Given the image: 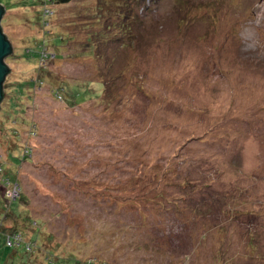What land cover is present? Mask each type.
I'll return each mask as SVG.
<instances>
[{
    "label": "rangeland",
    "instance_id": "374dc122",
    "mask_svg": "<svg viewBox=\"0 0 264 264\" xmlns=\"http://www.w3.org/2000/svg\"><path fill=\"white\" fill-rule=\"evenodd\" d=\"M0 4V264H264V0Z\"/></svg>",
    "mask_w": 264,
    "mask_h": 264
},
{
    "label": "water",
    "instance_id": "95a60500",
    "mask_svg": "<svg viewBox=\"0 0 264 264\" xmlns=\"http://www.w3.org/2000/svg\"><path fill=\"white\" fill-rule=\"evenodd\" d=\"M5 7L0 4V102L2 101L4 97V92H3V84L5 77L10 71L8 65L5 63V58L12 54L13 51L15 50L12 47V44L6 34L3 31V28L1 27V20L4 18L5 15Z\"/></svg>",
    "mask_w": 264,
    "mask_h": 264
},
{
    "label": "built area",
    "instance_id": "2783aa9c",
    "mask_svg": "<svg viewBox=\"0 0 264 264\" xmlns=\"http://www.w3.org/2000/svg\"><path fill=\"white\" fill-rule=\"evenodd\" d=\"M18 188L15 187L14 188V191L10 190L9 191V196H13V197H16L17 194H18ZM5 242L7 244V246H21V245H24L25 249L27 251H31L33 250L32 248V242L29 241L30 243H28V241L25 240L24 238V235L21 234L20 232H12V233H9L7 235H5Z\"/></svg>",
    "mask_w": 264,
    "mask_h": 264
},
{
    "label": "trees",
    "instance_id": "16d2710c",
    "mask_svg": "<svg viewBox=\"0 0 264 264\" xmlns=\"http://www.w3.org/2000/svg\"><path fill=\"white\" fill-rule=\"evenodd\" d=\"M44 1H46V2L48 3V2L51 1V0H44ZM57 1L63 3V2H69L70 0H57ZM11 5H12V4H11ZM11 7H12V6H11ZM7 8H8V7H7ZM5 9H6V8H5ZM1 27L3 28L2 24H1ZM59 40H63V36H62V37L60 36ZM57 42H58V41H57ZM39 56H40V54H39ZM8 73H9V71H8ZM8 73H7V74H8ZM3 92H4V96H5V91H4V89H3ZM79 96H80V93L76 96V98H78ZM81 99H83V97H81ZM1 102H2V101H1ZM1 102H0V104H1ZM7 206H8V205H7ZM7 208L10 209V208H12V207H9V206H8ZM12 232H18V230H17V231H16V230H12ZM12 232H11V233H12ZM0 233H2V232L0 231ZM3 234H4V233H3ZM7 234H9V233H5L4 236L7 235Z\"/></svg>",
    "mask_w": 264,
    "mask_h": 264
},
{
    "label": "crops",
    "instance_id": "0c3cea01",
    "mask_svg": "<svg viewBox=\"0 0 264 264\" xmlns=\"http://www.w3.org/2000/svg\"><path fill=\"white\" fill-rule=\"evenodd\" d=\"M1 228V227H0ZM3 233H0V235H2ZM32 262V261H31Z\"/></svg>",
    "mask_w": 264,
    "mask_h": 264
}]
</instances>
